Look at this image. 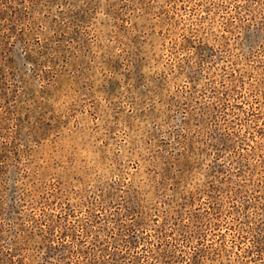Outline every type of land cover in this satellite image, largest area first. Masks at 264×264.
I'll use <instances>...</instances> for the list:
<instances>
[{"label": "rangeland", "instance_id": "obj_1", "mask_svg": "<svg viewBox=\"0 0 264 264\" xmlns=\"http://www.w3.org/2000/svg\"><path fill=\"white\" fill-rule=\"evenodd\" d=\"M0 264H264V0H0Z\"/></svg>", "mask_w": 264, "mask_h": 264}]
</instances>
